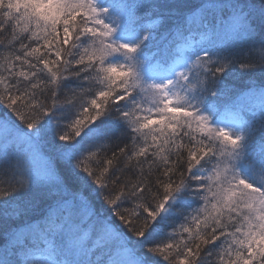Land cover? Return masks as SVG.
Wrapping results in <instances>:
<instances>
[{"label": "snow or ice", "instance_id": "1", "mask_svg": "<svg viewBox=\"0 0 264 264\" xmlns=\"http://www.w3.org/2000/svg\"><path fill=\"white\" fill-rule=\"evenodd\" d=\"M153 7L0 0V204L47 205L15 264H264V0L154 54ZM237 74L258 105L222 112Z\"/></svg>", "mask_w": 264, "mask_h": 264}, {"label": "trees", "instance_id": "2", "mask_svg": "<svg viewBox=\"0 0 264 264\" xmlns=\"http://www.w3.org/2000/svg\"><path fill=\"white\" fill-rule=\"evenodd\" d=\"M117 3L127 4H151L153 5L152 12L155 16H150L151 20L158 27L161 23L160 17H163L164 28L160 29L163 32V37L157 35V40L150 47V53H156L158 49L172 39L171 35L165 29L175 30V27L181 24L185 17H190V9L198 5L202 0H115ZM212 3H227L229 0H210ZM164 5H178V7H164ZM149 16L145 17V22ZM166 38V39H165ZM196 39H199L197 36ZM239 72V70H237ZM255 82L259 86L258 81L254 77L243 76L240 74L231 76L224 80L223 87L226 90L219 98L221 111L231 109L233 106H238L248 111L253 106L258 105V100L250 97L248 94V86ZM99 207L100 202H96ZM27 201L13 202L8 205L0 204V259L15 264V261L20 259L18 251V241L13 235L18 230L27 234L25 226L34 225L36 221L47 211V205H41L37 208L29 207L28 211L20 215L24 210ZM179 221H176L178 223ZM22 239V238H21ZM14 249L17 250L14 252Z\"/></svg>", "mask_w": 264, "mask_h": 264}]
</instances>
